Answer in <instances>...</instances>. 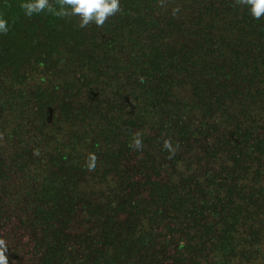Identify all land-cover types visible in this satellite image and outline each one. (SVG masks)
I'll return each instance as SVG.
<instances>
[{"label": "trees", "instance_id": "obj_1", "mask_svg": "<svg viewBox=\"0 0 264 264\" xmlns=\"http://www.w3.org/2000/svg\"><path fill=\"white\" fill-rule=\"evenodd\" d=\"M23 2L0 0L9 264H264V18L120 0L81 28Z\"/></svg>", "mask_w": 264, "mask_h": 264}, {"label": "clouds", "instance_id": "obj_2", "mask_svg": "<svg viewBox=\"0 0 264 264\" xmlns=\"http://www.w3.org/2000/svg\"><path fill=\"white\" fill-rule=\"evenodd\" d=\"M250 15L260 20L264 18V0H243ZM21 7L25 14L32 16L45 10L58 16L79 17V27H87L90 23L102 26L106 20L120 11V0H60L59 8L54 7L50 0H24ZM8 22L0 17V34L8 32ZM136 147L141 146L139 139ZM8 251L4 239H0V264H9Z\"/></svg>", "mask_w": 264, "mask_h": 264}]
</instances>
